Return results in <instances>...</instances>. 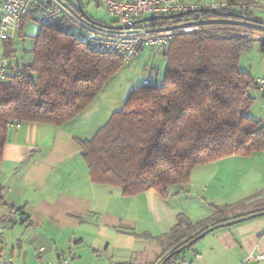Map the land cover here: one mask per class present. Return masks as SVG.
Listing matches in <instances>:
<instances>
[{
  "label": "trees",
  "instance_id": "16d2710c",
  "mask_svg": "<svg viewBox=\"0 0 264 264\" xmlns=\"http://www.w3.org/2000/svg\"><path fill=\"white\" fill-rule=\"evenodd\" d=\"M224 1L230 6L222 11L151 22L157 29L199 23L203 30L178 36L163 52L161 84L133 91L92 139L79 140L94 184L117 187L126 198L154 190L167 200L172 187L190 183L197 167L264 151V128L247 116L253 104L249 92L255 87L240 70L242 56L253 42L231 36L234 28L264 32V21L250 13L257 8L251 0ZM41 13L35 6L19 33L27 22H39ZM69 29L64 18L41 26L29 51L32 60L10 67L11 79L0 89V161L10 123L62 127L85 112L125 66L123 58L91 50ZM14 42L3 44L10 60ZM215 220L193 223L179 215L174 228L157 239L165 246L162 263L180 260L198 242L190 245L199 236L195 235Z\"/></svg>",
  "mask_w": 264,
  "mask_h": 264
},
{
  "label": "crops",
  "instance_id": "0c3cea01",
  "mask_svg": "<svg viewBox=\"0 0 264 264\" xmlns=\"http://www.w3.org/2000/svg\"><path fill=\"white\" fill-rule=\"evenodd\" d=\"M250 13L264 15V0ZM15 56L11 60L13 69L22 65ZM251 74L254 78L263 76L264 52L259 67ZM90 107L62 127L37 123L8 126L0 161V227L7 226L8 231L0 242V257H11L15 264H42L61 258L71 259L72 264H160L166 257L165 246L157 239L174 228L179 215L200 223L212 216L211 208L205 206L210 200L230 201L238 196L235 186L226 191L229 178L220 172L228 169L231 158L193 171L187 186L202 184L205 191L198 207L190 210L172 205L170 198L163 200L154 190L126 198L117 187L94 184L78 142L92 139L105 124L96 126L99 114L89 119ZM259 193L255 199L241 197L229 203V212L222 218L261 209L264 191L252 196ZM171 196L183 206L182 189ZM41 248L44 251L40 254ZM262 255L264 216L214 230L180 259L193 264H264L258 259ZM250 256L255 259L249 261Z\"/></svg>",
  "mask_w": 264,
  "mask_h": 264
},
{
  "label": "built area",
  "instance_id": "2783aa9c",
  "mask_svg": "<svg viewBox=\"0 0 264 264\" xmlns=\"http://www.w3.org/2000/svg\"><path fill=\"white\" fill-rule=\"evenodd\" d=\"M106 8L107 14L119 21L118 27L103 28L96 26L82 15L76 14L62 0H0V89L11 79V60L4 55L3 44L15 41L26 23L29 12L35 7H41L39 24L49 27L59 19L64 18L75 31V37L84 42L91 50L98 53L117 55L123 58L125 64H130L143 52L162 56L163 52L180 35L201 32L199 23L179 24L165 28H153L151 23L134 25V22L152 17L168 16L186 12H200L203 10L222 11L230 4L224 0H91ZM261 0H251L253 4H260ZM253 8H251L252 10ZM250 10V11H251ZM121 28V29H120ZM232 38L247 40L264 45V32L245 28H234ZM253 85L264 97V74L254 78L248 73ZM144 86L155 87L157 84L145 80ZM12 123H17L12 122ZM10 123V124H12ZM9 124V125H10ZM19 124V123H18ZM7 226L0 227V242ZM44 249H39L43 253ZM258 258V257H257ZM255 259L249 257V261ZM258 259L264 260V255ZM0 264H15L11 257H0ZM42 264H72L71 259L61 258L54 262L45 261ZM171 264H193L185 260L174 261Z\"/></svg>",
  "mask_w": 264,
  "mask_h": 264
},
{
  "label": "rangeland",
  "instance_id": "374dc122",
  "mask_svg": "<svg viewBox=\"0 0 264 264\" xmlns=\"http://www.w3.org/2000/svg\"><path fill=\"white\" fill-rule=\"evenodd\" d=\"M63 1L69 4L74 10H77L81 15H90L91 17L106 23L105 25H108L109 27H118V19L110 17L107 14L106 8L101 4H97L91 0H80L84 5L85 12H82L78 0ZM256 18L264 21V15L262 14H257ZM40 28V24L36 21L27 22L23 37L14 42L16 53L14 58L15 61L24 64L32 59L33 56L29 51L33 48L34 37L39 33ZM69 32L73 33V30L69 29ZM261 61V44L253 43L250 49L242 56L240 70L246 73L253 72L259 67ZM165 69L166 59L164 56H155L143 51L135 61L130 64H125V66L105 85L96 101L91 105L89 109L91 111L87 113L89 119L94 115L97 118L99 114L101 117L98 120L99 122L96 123V126L100 127L103 124H106V121H108L107 119H109L108 117L123 108L129 95L143 86L144 79L150 78L152 82L161 84L165 77ZM249 96L251 97L253 104L247 112V116L252 120L260 122L261 126L264 128V97L255 89H252L249 92ZM229 158L231 159L227 161L228 169L226 168L225 170V168H223L220 172L225 173V176H228L229 178L226 182V191H229L232 185L235 186L234 192L239 194L230 201L210 200V202H208L209 205H205L207 206L206 208H211V211L213 212L212 216L208 219H217L209 225L227 219L222 217L226 212H229V203L232 202L234 204L235 202L240 201V199H242L241 197H252L255 199V197H259L261 193L252 196L253 193H257L260 190L262 192L264 191V151L253 154L247 158L238 156ZM227 173L231 175H227ZM187 185L172 187L169 190V198L172 205L177 204L178 208L183 207L184 209L186 208L190 210V207H198L200 200H203L201 193L205 191V188L202 184L197 183H194L191 186ZM181 189L183 197L185 198V200L182 198L183 206L178 204L179 201L177 198L171 196V193ZM207 196L210 197L209 194H207ZM235 206L236 204L234 207ZM202 212L203 210L201 213ZM195 215H198V212H196ZM194 217L196 216L193 215V218Z\"/></svg>",
  "mask_w": 264,
  "mask_h": 264
},
{
  "label": "water",
  "instance_id": "95a60500",
  "mask_svg": "<svg viewBox=\"0 0 264 264\" xmlns=\"http://www.w3.org/2000/svg\"><path fill=\"white\" fill-rule=\"evenodd\" d=\"M66 6L67 4L65 2H63ZM79 3V7L80 10L82 11V6ZM200 12H216V11H212V10H203ZM190 13H196V12H186V13H178V14H174V15H168V16H152V17H148L139 21L134 22V25H138V24H144V23H151L157 20H172V19H176V18H182L184 16L189 15ZM121 29V28H120ZM264 216V208L258 209L256 211H252L246 214H242L239 216H235L233 218H227L224 219L220 222L214 223L212 225H209L206 231L205 229H203L202 231H200L199 233H197L195 236L199 235L195 240H193V242L190 243V245H193L194 243H196L197 241L201 240L203 237H205L206 235H208L209 233L213 232L216 229L219 228H224V227H231L233 225L248 221V220H252L258 217H263ZM160 264H163L162 262Z\"/></svg>",
  "mask_w": 264,
  "mask_h": 264
}]
</instances>
